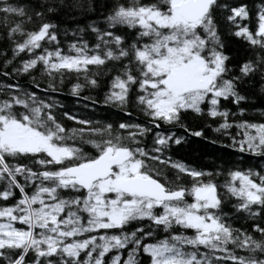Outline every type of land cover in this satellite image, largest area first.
Wrapping results in <instances>:
<instances>
[{
  "label": "trees",
  "instance_id": "trees-1",
  "mask_svg": "<svg viewBox=\"0 0 264 264\" xmlns=\"http://www.w3.org/2000/svg\"><path fill=\"white\" fill-rule=\"evenodd\" d=\"M173 1L0 0V134L16 123L68 154L0 145V264H153L148 247L159 244L201 264H264V2L217 0L192 26L142 23V13L168 16ZM182 46L222 61L225 94L159 116L149 65ZM73 60L84 62L60 65ZM107 148L129 149L126 164L179 192L169 206L214 189L199 212L214 231L202 239L156 206L105 225L101 205L138 199L57 175Z\"/></svg>",
  "mask_w": 264,
  "mask_h": 264
},
{
  "label": "rangeland",
  "instance_id": "rangeland-1",
  "mask_svg": "<svg viewBox=\"0 0 264 264\" xmlns=\"http://www.w3.org/2000/svg\"><path fill=\"white\" fill-rule=\"evenodd\" d=\"M178 2L179 0L173 1L172 11L165 17L155 13H142L140 16L142 23L152 22L161 26L184 24L177 12ZM262 29L264 30V17L261 22ZM83 62L73 60L60 65L76 68ZM221 64L220 59L209 63L203 61L194 55L188 46L179 47L174 51L169 50L165 58L151 61L149 68L156 81L149 84V87L154 94L151 104L156 114L169 117L177 109H196L207 97L210 103H215L219 96L225 94V88L215 84L221 71ZM255 137L257 142H264V129L258 130ZM0 145L20 152L43 150L55 161L68 157L67 152L52 148L46 139L16 123L4 126L0 134ZM117 169L116 177L118 178L138 174L136 164H125ZM241 187L245 192H249L253 185L242 179ZM111 189L114 190L113 179L102 181L98 186L100 194L108 193ZM207 189L191 190L194 203L180 209L163 204L161 206L163 217H175L182 226L197 230L202 239L208 237L215 229L214 224L209 218H204L199 213L202 209L209 207V202L205 200ZM153 206L156 204L149 200H116L110 202L107 207L101 205L98 213L106 220L105 225L113 226L118 225L124 218L149 216ZM148 253L152 256L153 264H201L194 259L180 257L173 248L162 244L148 247Z\"/></svg>",
  "mask_w": 264,
  "mask_h": 264
},
{
  "label": "water",
  "instance_id": "water-1",
  "mask_svg": "<svg viewBox=\"0 0 264 264\" xmlns=\"http://www.w3.org/2000/svg\"><path fill=\"white\" fill-rule=\"evenodd\" d=\"M264 2V0H261ZM217 0H179L176 6L181 20L186 25L198 24ZM45 29H43L44 31ZM131 154L127 148H107L97 158L77 165L69 166L58 172V177H67L70 183L85 192L102 181L113 179L114 190L124 196L149 200L157 208L165 203L180 199L179 192H167L155 179L136 174L130 177H116L114 170L129 162ZM205 200L215 204V190L210 188L205 193Z\"/></svg>",
  "mask_w": 264,
  "mask_h": 264
}]
</instances>
